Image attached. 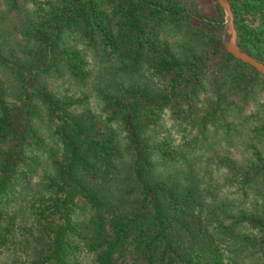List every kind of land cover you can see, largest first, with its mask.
<instances>
[{"label":"trees","instance_id":"1","mask_svg":"<svg viewBox=\"0 0 264 264\" xmlns=\"http://www.w3.org/2000/svg\"><path fill=\"white\" fill-rule=\"evenodd\" d=\"M227 1L239 47L264 63V0ZM4 2L14 6L16 0ZM219 9L211 18L188 0H53L28 32L26 56L0 52L14 77L12 90L0 81V243L15 229L27 231L21 264H77L83 249L92 264H244L242 246L248 245L231 233L237 223L256 233L246 238L248 247L264 264V196L259 213L234 221L193 186L153 173L151 154L164 151L151 131L165 116L182 129H204L219 115L244 113L249 101L255 109L239 111L244 118L264 103L256 101L264 100V76L223 46ZM191 20L199 26L187 28ZM181 33L194 43L188 53L174 46L172 36ZM70 36L146 78L105 91L99 114L78 111V100L45 83L61 72L73 79L87 75L85 59L67 43ZM157 80L162 87L153 88ZM203 90L213 98L206 112L197 102ZM257 118L251 130L264 136V115ZM253 156L255 166L244 172L232 165L241 184L264 176V154ZM42 163L48 172L35 185L31 175ZM126 166L125 198L105 201L102 190ZM28 190L22 219L14 206Z\"/></svg>","mask_w":264,"mask_h":264},{"label":"rangeland","instance_id":"2","mask_svg":"<svg viewBox=\"0 0 264 264\" xmlns=\"http://www.w3.org/2000/svg\"><path fill=\"white\" fill-rule=\"evenodd\" d=\"M52 1L16 0L14 6H9L4 0H0V52L4 55L12 54L17 58L26 56L31 49L28 44V32ZM188 1L205 16L216 18L220 14V6L216 0ZM223 19L221 40L226 50L229 28L225 13ZM188 26L186 27L189 29L196 28L199 22L191 20ZM172 37L176 42L174 46L177 52L188 53L190 49H194V43L182 33ZM67 43L80 51L87 63V75L84 78L73 79L61 72L59 75H48L45 83L53 93L78 100L75 107L78 111L99 114L101 95L105 91H111L112 88L117 90L122 85H129L138 79L146 78L145 75L122 71L114 59L106 57L100 50L90 47L81 40L70 36ZM0 81L4 82V87H8L9 90L14 87L12 70L1 63ZM156 83L152 85L153 88L162 87L159 80ZM211 101H213L212 95L207 90H203L197 98L199 108L203 112L210 110ZM256 101L264 102L259 99ZM253 109H255V100L243 105L244 113L239 108L224 116L219 115L204 129H194L189 126L182 129L170 124L165 116L151 131L154 132L152 136L154 144L164 151V153L151 154L154 175L182 186H193L205 203L213 205L220 213L222 210L230 220L247 219L252 214L259 213L260 202L264 196V176L256 175L246 184H241L237 171L231 170L232 165L233 167L235 165L239 172H244L248 167L255 166L253 163L255 152L264 154V136L253 133L250 127L258 122L259 114L264 115V103L256 107L258 110L253 115L247 118L240 115V113L246 115ZM116 134L123 159L129 162L128 154L124 150L123 135L118 129ZM34 170L30 175L33 183L38 185L44 172H48V167L42 163ZM126 173L127 166L118 179L105 186L102 190V198L105 201L119 202L125 198L126 188L130 185ZM35 189L31 188L30 192ZM28 192L29 190L26 195ZM28 200L29 195L24 196L14 206L22 219H25L28 213ZM17 222L19 226L20 219ZM216 224L219 222L217 221ZM231 233L241 245L245 243L249 246L250 243L246 238L256 237V233L250 231V228L243 223H237L232 227ZM29 240L27 231L15 229L10 238L0 243V264H21ZM248 246L246 248L242 246L243 263L262 264L260 256ZM77 264H92V255L83 249L78 253Z\"/></svg>","mask_w":264,"mask_h":264},{"label":"water","instance_id":"3","mask_svg":"<svg viewBox=\"0 0 264 264\" xmlns=\"http://www.w3.org/2000/svg\"><path fill=\"white\" fill-rule=\"evenodd\" d=\"M226 15V23L229 28V38L226 42V51L231 53L238 60L254 67L260 74L264 76V63L257 60L247 52L243 51L237 43V32L234 26L233 13L230 3L227 0H216Z\"/></svg>","mask_w":264,"mask_h":264}]
</instances>
